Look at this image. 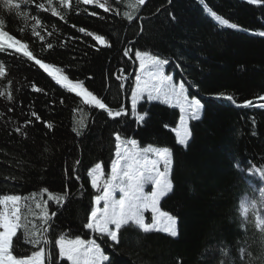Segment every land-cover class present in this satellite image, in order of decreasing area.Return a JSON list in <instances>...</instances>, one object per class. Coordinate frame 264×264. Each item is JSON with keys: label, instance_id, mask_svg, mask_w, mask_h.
<instances>
[{"label": "trees", "instance_id": "trees-1", "mask_svg": "<svg viewBox=\"0 0 264 264\" xmlns=\"http://www.w3.org/2000/svg\"><path fill=\"white\" fill-rule=\"evenodd\" d=\"M108 2L113 11L82 0H69L67 6L51 0L57 16L47 0L22 4L27 17L0 8L5 30L26 43L36 59L62 69L73 82L82 81L110 108L123 104L129 113L109 118L58 85L34 60L15 49L0 50V63L5 66L4 80L0 79V91L5 93L0 97V195L24 197L43 188L63 194L67 189L70 195L62 207L48 205L49 212L57 211L48 233L54 259L55 240L67 233L70 239H95L109 256L108 264H218L220 253L226 247L234 249L242 235L238 199H256L264 188V179L247 175L253 168L264 170V108L259 107L264 104V36L259 35L264 32V0H145L132 21L124 17L129 11L125 0ZM205 5L238 29L216 24ZM33 26L39 35L33 33ZM88 32L103 36L107 43L100 44ZM127 48L131 52L124 56ZM137 50L167 59L165 74L175 84L183 82L188 96L203 105L202 118L189 122L186 147L177 143L173 131L180 120L176 108L145 98L138 105L140 113L148 114L145 122L138 127L132 118ZM120 69L131 74L125 82V100L117 79ZM33 84L41 91H35ZM220 94L232 96L235 103ZM248 101L252 106L244 107ZM117 132L136 139L141 147L151 144L172 151L173 190L161 199L160 208L176 218L175 238L125 227L114 244L84 228L97 194L88 171L102 163L107 178ZM77 160L79 181L72 172ZM36 199H47V193ZM29 209L39 212L28 201L22 215L39 223ZM18 237L13 240L14 255L37 250L26 243L22 230Z\"/></svg>", "mask_w": 264, "mask_h": 264}, {"label": "snow or ice", "instance_id": "snow-or-ice-1", "mask_svg": "<svg viewBox=\"0 0 264 264\" xmlns=\"http://www.w3.org/2000/svg\"><path fill=\"white\" fill-rule=\"evenodd\" d=\"M30 2L31 0H0V8L9 14L15 13L17 16L24 15L27 17V13L21 12V5ZM82 2L94 4L105 12L113 11L108 0H82ZM125 2L130 11L124 12V17L132 21L145 0H125ZM203 2L204 0H201V3ZM249 2L259 3L260 0H249ZM60 3L67 6L69 0H60ZM38 7L43 9L44 4H40ZM48 7L51 9L52 15H59L57 9L52 7L51 0H48ZM205 11L209 12L221 26L237 28V25L230 24L226 19L211 12L206 5ZM92 14L95 15V13ZM39 24L40 21L37 20L36 25ZM35 27L33 26V33L39 35ZM80 31L84 32L85 30L81 28ZM86 34L92 36L100 44L107 43L101 35H95L92 32ZM259 35L264 36V32H260ZM5 47L15 49L17 53H21L28 60H34L40 69L46 72L57 84L66 87L69 92L75 93L85 105L102 110L112 119L129 115L123 104L118 109L110 108L102 99L84 87L82 81L74 83L66 75L61 74L62 69L36 59L33 53L29 51L26 43L16 39L5 30V20L0 18V50ZM47 47L52 48V44H48ZM130 52V48L125 49L124 56H129ZM134 55L135 60L139 62V68L135 69L134 86L131 88L132 118L138 127L145 122L147 112L140 113L138 111V105L145 98L148 102L158 101L169 107L178 108L180 120L177 128L173 131L176 134L177 143L186 147L191 136L189 121L202 118L203 105L195 97L189 99L188 89L183 82L175 84L172 76L165 75V65L169 63L167 59L149 51L137 50ZM119 72L120 75L117 76V79L121 81L119 87L121 90L127 91L125 81L130 78L131 74L124 75L123 69H120ZM4 75L5 66L0 63V77ZM32 88L37 92L41 91L35 84L32 85ZM4 95L5 93L0 91V97ZM220 96L235 103L232 96L225 97L223 94ZM7 99L11 101L12 95L9 94ZM243 106L251 107L252 102L248 101ZM259 107L264 108V104H260ZM47 127L51 129L52 124H48ZM80 127H84L83 120L80 121ZM16 131L19 132L20 129L17 128ZM73 131L78 136L81 135V132L76 128H73ZM79 164L80 161L77 160L72 169L77 181L80 180V176L76 175ZM172 167L173 154L169 148L154 147L151 144L141 147L136 139L125 138L121 133H115V153L111 160L107 178H105L102 163H96L88 171L91 187L97 194L92 197L91 212L87 216V223L84 224V228L99 235L101 239L106 237L117 243L119 242L118 234L125 227H135L145 234L157 231L165 232L172 237L177 236L176 218L160 208L161 199L173 190L170 179ZM256 173H259L260 178L264 179V170L255 169L249 172L250 175ZM146 185H151L150 193L145 192ZM45 193H47V199H36ZM83 193L84 185L81 183L78 194L82 196ZM117 193H119L118 198ZM69 195L67 189L63 194H54L46 188L41 189L39 193L34 192L30 196L24 197L0 195V264H61V261H67L68 264H108L109 256L105 254L95 239L83 240L79 237L70 239L67 233H62L55 240L58 256L54 259L48 233L54 223V218L57 216V211L49 212L48 205L49 202H53L62 207ZM261 197L264 198V190H261ZM28 201H32L35 207L39 209L38 213L29 209V213L39 223L31 222L27 216L22 215L21 209L26 206ZM246 203L247 197L242 198V209ZM149 211L152 214L151 223L145 220V213ZM18 230H22L26 243L37 249L32 251L30 255L18 257L13 254V240L19 238Z\"/></svg>", "mask_w": 264, "mask_h": 264}, {"label": "clouds", "instance_id": "clouds-1", "mask_svg": "<svg viewBox=\"0 0 264 264\" xmlns=\"http://www.w3.org/2000/svg\"><path fill=\"white\" fill-rule=\"evenodd\" d=\"M241 200L236 212L242 235L234 249L226 247L220 253L218 264H264V198L248 200L243 209Z\"/></svg>", "mask_w": 264, "mask_h": 264}, {"label": "rangeland", "instance_id": "rangeland-1", "mask_svg": "<svg viewBox=\"0 0 264 264\" xmlns=\"http://www.w3.org/2000/svg\"><path fill=\"white\" fill-rule=\"evenodd\" d=\"M57 2H60V0H56ZM47 4H48V0H47ZM141 6V5H140ZM129 11H130V9H128ZM207 14L212 18V20L216 23V24H218L219 26H221L212 16H211V14L209 13V12H207ZM221 27H223V28H229V27H227V26H221ZM231 29H233V28H231ZM235 29H238V27L237 28H235ZM139 68V62L138 61H136V67H135V65H133V67H132V72L133 73H135V69H138ZM61 74H63V73H61ZM64 75V74H63ZM166 75V74H165ZM0 79H2V80H4V78L3 77H0ZM133 81H135V76H134V79H133ZM126 82V81H125ZM75 83V82H74ZM174 83V82H173ZM59 85V84H58ZM61 86V85H60ZM61 87H63V86H61ZM65 90H67L68 91V89L66 88V87H63ZM122 91V90H121ZM69 92V91H68ZM70 93H72V92H70ZM72 94H74L75 95V93H72ZM122 95H123V99H125L124 97H125V91L123 90L122 91ZM189 99H191L190 97H189ZM82 100V99H81ZM83 101V100H82ZM130 106H131V100H130ZM168 106V105H167ZM131 108V107H130ZM178 111H179V109L178 108H176ZM179 114H180V111H179ZM92 120V119H91ZM190 122V121H189ZM179 124V123H178ZM178 126V125H177ZM176 135V134H175ZM177 138V137H176ZM180 145V144H179ZM182 147H185V146H183V145H181ZM115 153V152H114ZM114 158V157H113ZM251 170H254V169H251ZM249 172L250 171H248V173H247V175L248 176H250V177H259L260 178V176H259V173H256L255 175H250L249 174ZM151 190H152V188H151V185H146L145 186V192H148V193H150L151 192ZM261 190H264L263 188L262 189H260L259 191H258V193H257V198L258 197H260V198H262L261 197ZM119 197V193H117V198ZM164 198V197H163ZM162 198V199H163ZM248 200H251L250 198H248L247 197V201ZM92 206V205H91ZM102 206V205H101ZM147 214H149V216L147 215ZM151 216H152V214H151V212L149 211V212H146L145 213V220L146 219H150L149 220V223H151ZM92 232V231H91ZM153 232H157V231H153ZM158 233H162V234H166V235H168L167 233H165V232H158ZM92 234H93V232H92ZM95 234V233H94ZM168 236H170V235H168ZM170 237H172V236H170ZM176 237V236H175ZM175 237H173V238H175ZM75 239V238H74ZM111 241V240H110ZM111 242H113V241H111ZM114 244H116L117 242H113Z\"/></svg>", "mask_w": 264, "mask_h": 264}, {"label": "crops", "instance_id": "crops-1", "mask_svg": "<svg viewBox=\"0 0 264 264\" xmlns=\"http://www.w3.org/2000/svg\"><path fill=\"white\" fill-rule=\"evenodd\" d=\"M177 84H179V83H177Z\"/></svg>", "mask_w": 264, "mask_h": 264}, {"label": "water", "instance_id": "water-1", "mask_svg": "<svg viewBox=\"0 0 264 264\" xmlns=\"http://www.w3.org/2000/svg\"><path fill=\"white\" fill-rule=\"evenodd\" d=\"M123 91V90H122Z\"/></svg>", "mask_w": 264, "mask_h": 264}]
</instances>
